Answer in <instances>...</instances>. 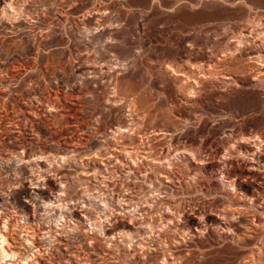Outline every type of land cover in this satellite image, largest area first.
<instances>
[{"label": "rangeland", "instance_id": "374dc122", "mask_svg": "<svg viewBox=\"0 0 264 264\" xmlns=\"http://www.w3.org/2000/svg\"><path fill=\"white\" fill-rule=\"evenodd\" d=\"M263 33L264 0H0V205L57 264H264ZM129 184L147 249L71 232Z\"/></svg>", "mask_w": 264, "mask_h": 264}, {"label": "bare ground", "instance_id": "6f19581e", "mask_svg": "<svg viewBox=\"0 0 264 264\" xmlns=\"http://www.w3.org/2000/svg\"><path fill=\"white\" fill-rule=\"evenodd\" d=\"M209 1V0H208ZM240 1V0H239ZM13 7V6H12ZM252 8V7H251ZM19 12V11H18ZM17 12V13H18ZM89 15V14H88ZM263 19V18H262ZM260 23V22H259ZM254 24V23H253ZM231 25V24H230ZM255 25V24H254ZM253 26V25H252ZM262 26V25H261ZM229 27V26H228ZM227 27V28H228ZM257 27V26H256ZM244 28V27H243ZM260 28V27H259ZM225 29V28H224ZM247 29V28H246ZM262 29V28H261ZM249 30V29H248ZM241 32V31H240ZM227 33V32H226ZM240 34V33H239ZM264 34V33H263ZM262 34V35H263ZM241 35V34H240ZM259 35V34H258ZM245 37V36H244ZM243 38V37H242ZM258 39V38H257ZM260 39V38H259ZM249 40V39H248ZM261 40V39H260ZM250 42V40H249ZM191 45V44H190ZM250 50L251 44H249ZM253 48V47H252ZM249 49V48H248ZM255 49V48H254ZM259 57V56H258ZM122 133V132H120ZM244 140V139H243ZM129 154V153H127ZM128 157V156H127ZM43 159V157L40 158V160ZM69 159V158H68ZM37 160V159H36ZM36 160H32V161H36ZM65 160V159H64ZM200 160V159H199ZM28 161V160H27ZM42 161V160H41ZM43 161H45L43 159ZM49 161V160H47ZM168 161V160H167ZM197 161V160H196ZM38 162V160H37ZM200 162V161H199ZM49 162H47L48 164ZM135 163V162H133ZM138 163V162H137ZM197 163V162H196ZM36 165H38L36 163ZM136 165V163H135ZM50 166V164L48 165ZM53 166V165H52ZM51 166V167H52ZM38 168L41 169L42 167L38 165ZM172 168V167H171ZM178 169V168H177ZM98 170V169H97ZM250 170V169H249ZM54 171V170H53ZM164 171V170H163ZM162 171V173H163ZM51 173V172H50ZM55 171L53 173V175H55ZM135 173V171H134ZM165 173V172H164ZM171 173V172H170ZM174 173V172H173ZM58 174V173H57ZM143 175V174H142ZM164 175V174H163ZM162 175V176H163ZM40 176V175H39ZM42 176V175H41ZM40 176V177H41ZM52 176V175H51ZM57 176V175H56ZM55 176V177H56ZM102 176V175H101ZM161 176V175H160ZM171 176V175H170ZM164 177V176H163ZM167 177V176H166ZM169 177V174H168ZM167 177V178H168ZM198 177V176H197ZM225 178V177H224ZM228 180L226 179V181L230 184H235V180L232 178V175L230 174V172L228 173ZM55 179V178H54ZM195 179V178H194ZM172 180V179H171ZM33 181V180H32ZM34 182V181H33ZM63 183V182H62ZM60 185L64 187V185ZM118 184V183H117ZM229 184V185H230ZM31 185H35L33 188L34 190L38 191V192H34L35 195H38L40 193H44L43 190L47 189L46 187L47 184L44 181L43 186H41V184H31ZM162 185V184H161ZM236 185V184H235ZM107 186V185H105ZM234 186V185H232ZM127 191L130 190V193H128L127 195L125 194H120L118 193L119 199H120V207L119 208H114L113 207V196L112 194L110 195L108 192L106 193V189L105 191L102 189H99V198L101 199V206H103L104 208L101 209L100 211H94L92 209H90L89 207H87L86 209L81 210L80 212H78V215L76 217H78V221L74 222L73 221V225L71 223L70 229L72 233L80 232L82 236V238H84L87 242L89 243H94L97 244V246L99 247L101 240H106L108 242V245L111 244V246H124L123 249L126 250L127 248L130 250H135V244H139L138 246L140 248L146 247L145 246V242H146V238L143 236V234L140 232L141 229L145 228L142 227V222L140 223L141 226L138 225L139 222L136 221V217L137 214H139L140 218H143V209L141 210V208H139V205L137 204L136 199L138 197H136L137 195L135 193H131V190H133L129 186H125ZM65 188V187H64ZM124 188V187H123ZM136 188V187H135ZM138 189V188H137ZM64 190V189H62ZM158 190V189H157ZM156 190V191H157ZM135 191V190H134ZM129 192V191H128ZM136 192V191H135ZM65 193L64 191H61L56 199L57 201L61 202L63 200H65V198H62V194ZM122 193V192H121ZM161 193V192H160ZM162 194V193H161ZM170 194V193H169ZM168 194V196H169ZM139 195V193H138ZM92 197V196H91ZM140 197V196H139ZM35 198V197H34ZM96 198V197H95ZM141 198V197H140ZM139 198V200H140ZM3 199L4 202V198L0 197V200ZM111 201H110V200ZM32 200L34 201L33 198L26 199L27 203H31ZM148 201V200H147ZM165 201V200H163ZM49 202V203H48ZM55 202V201H54ZM53 200H49V201H45L46 204L50 205H54ZM34 203V202H33ZM164 203V202H163ZM166 203V202H165ZM67 204V203H65ZM142 204V202H141ZM32 205V204H31ZM34 205V204H33ZM158 205V204H157ZM177 205V204H176ZM35 206V205H34ZM60 206V205H59ZM159 206V205H158ZM161 206V203H160ZM62 207V206H61ZM168 207V206H167ZM169 208H171L169 206ZM69 209V208H68ZM172 209V208H171ZM71 210V209H70ZM145 210V209H144ZM155 210V209H154ZM168 210V209H167ZM175 210V209H174ZM206 210V209H205ZM68 211V210H67ZM74 213L76 211H79L76 207L72 210ZM166 211V210H165ZM170 211L172 210H168V214ZM181 211V210H180ZM202 211V210H201ZM182 212V211H181ZM194 212V211H193ZM192 212V213H193ZM204 212V211H203ZM221 212V211H220ZM36 213V209H34L33 207V216L34 219L35 218V214ZM71 213V212H70ZM183 213V212H182ZM187 213V212H185ZM197 213V212H196ZM165 214V213H164ZM175 214V213H174ZM188 214V213H187ZM194 214V213H193ZM201 214H203L201 212ZM206 214V213H205ZM210 214V213H209ZM208 214V216H209ZM27 216V220L22 222L20 220H16L13 216H9L7 215L6 211L3 208V205H0V264H43L42 260L44 259V264H57L55 257L53 255V248L57 249L58 246L54 245V242L58 244H65L64 246L67 249V246H69V239H60L58 237H56V234H54L51 230H46L44 232L41 231L38 225V223H36V225L34 223L31 222V218H33L31 215L29 214H25ZM52 215V214H51ZM60 216L58 217L59 219L58 221V225H61V228H68V223H67V219H66V214L64 212H60L59 214ZM68 215V214H67ZM170 215V214H169ZM168 215V216H169ZM172 215V213H171ZM191 215V213H190ZM199 215V214H198ZM17 216H20L21 218H23V215L17 214ZM25 216V217H26ZM71 216V215H70ZM164 216V215H163ZM175 216V215H173ZM183 216V215H182ZM187 216V215H186ZM203 216V215H202ZM220 216V215H219ZM151 217V216H150ZM181 217V216H180ZM192 217V216H191ZM205 217V216H204ZM72 216L70 217V222L71 221ZM167 218V223H175L174 221L176 219H174V217L172 218L170 217H166ZM12 219L15 221H12ZM139 220V218H137ZM174 219V220H173ZM180 219V218H179ZM182 219V218H181ZM205 220V219H204ZM56 221V222H57ZM177 221V220H176ZM180 221V220H179ZM185 221V220H184ZM193 221H196L197 225H200L198 223H202V219L201 217L199 218V216H193ZM37 222V221H36ZM144 222V220H143ZM182 222V221H181ZM161 223V222H160ZM177 223V222H176ZM186 223V222H185ZM192 223V222H191ZM204 224V223H203ZM151 225V224H150ZM164 225V224H163ZM162 225V228H164ZM168 225V224H167ZM188 225V223H187ZM11 226L14 228V230H18V237L15 238L12 234V230H11ZM89 226V227H87ZM155 226V224H154ZM153 226V227H154ZM170 226V225H169ZM176 226V224H175ZM195 226V227H196ZM151 226H149L148 228L150 229ZM153 227L151 229H153ZM59 228V227H58ZM141 228V229H140ZM173 228V227H169ZM177 228V227H175ZM199 228V226L197 227ZM196 228V230H198ZM155 229V227H154ZM153 229V231H154ZM53 230V229H52ZM60 230V228H59ZM63 231V229H61ZM65 230H69V229H65ZM76 230V231H75ZM172 230V229H171ZM174 230V229H173ZM160 231H164V230H160ZM42 232V234H41ZM65 232V231H64ZM198 232V231H197ZM205 232V231H204ZM156 233V232H155ZM200 233V232H199ZM47 239L44 237L45 235H47ZM58 234V233H57ZM60 234V233H59ZM77 235V234H74ZM79 235V234H78ZM61 236V235H60ZM69 237V236H68ZM72 237V235H71ZM74 237V236H73ZM72 237V238H73ZM76 238V237H74ZM73 238V239H74ZM150 238V236H149ZM47 241V242H45ZM154 241V240H152ZM106 242V243H107ZM105 243V242H103ZM136 244V245H137ZM48 245V246H47ZM72 245H74L72 243ZM107 245V244H106ZM128 245V246H127ZM71 246V245H70ZM75 246V245H74ZM78 246V245H77ZM75 246V247H77ZM82 246V245H81ZM90 246V245H88ZM121 246V247H122ZM127 246V247H125ZM45 247V248H44ZM80 247V246H79ZM78 247V248H79ZM94 247V246H93ZM101 247V246H100ZM90 248H92L90 246ZM148 247H146L147 249ZM42 249L47 250V252L49 253V258L45 259V258H41L39 257L40 255H42ZM81 249V248H80ZM95 249V248H94ZM100 249V248H99ZM103 249V247H102ZM110 250V248H108ZM122 250V248H120ZM91 250V249H90ZM120 250V252H121ZM104 251V250H103ZM118 251V250H117ZM45 252V251H44ZM119 252V251H118ZM75 260H78V262H81L80 260H85L87 261L86 264H94L93 262H91L87 257V259H80V256L77 255L76 253H73ZM123 256V255H122ZM124 257V256H123ZM39 258H41L42 260H40ZM165 259V258H164ZM68 262L70 263L69 259H67ZM163 262V261H162ZM84 263V262H83ZM167 263V262H166ZM59 264H61V262H59ZM71 264V263H70Z\"/></svg>", "mask_w": 264, "mask_h": 264}]
</instances>
